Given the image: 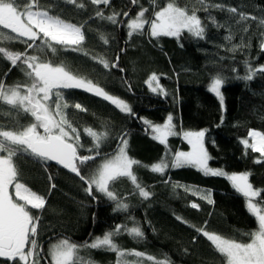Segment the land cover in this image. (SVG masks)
<instances>
[{
  "label": "trees",
  "instance_id": "trees-1",
  "mask_svg": "<svg viewBox=\"0 0 264 264\" xmlns=\"http://www.w3.org/2000/svg\"><path fill=\"white\" fill-rule=\"evenodd\" d=\"M167 2L169 0H156L157 7L154 8L151 0H139L133 6L130 0H110L107 6L93 5L91 0H76L75 3L67 0H18L21 11L25 4H33L37 11H47L67 23L83 26L85 34L80 52L65 51L57 46L55 55L35 48L28 49L27 55H38L42 60L55 64L63 62L74 74L92 80L109 94L123 99L136 114L120 113L109 102L82 90H64L69 104L80 103L86 109L79 111L70 107L65 110L80 133L83 146L78 149L80 155L95 154L89 151L93 143L84 129L109 133L101 145V157L81 166L82 174L88 177L103 158L115 153L117 149L113 150L121 134L127 133V153L141 162L133 166V172L141 185L153 194L144 200L128 178H120L110 185V190L122 202L129 204V209L114 213L113 202L99 193L93 199L85 193L84 182L75 175L52 162H36L27 155L16 157L14 162L19 170V182L46 200L44 209L31 210L34 216L41 217L36 237L40 264H45V261L51 264L47 246L55 240L67 238L82 246L97 236L102 237L105 232L114 231L117 224L133 227V219L142 228L144 238H135L123 230L115 237V243L127 253L121 257V264H157V261L164 260L169 264H225L224 258L196 229L247 242L244 234L257 228L256 220L246 210L245 198L236 193L225 178L206 177L191 167L169 168L163 176L152 173L150 166L162 159L165 148L151 139L150 133L146 134L138 117L163 123L171 113L178 132L181 129L207 130L205 142L212 157L210 167L222 168L228 173L249 172L250 183L254 189L260 190L255 202L264 207V162L256 163L260 154L246 150L240 142L248 137L249 130L264 133V73H257L250 82L236 79L246 75L245 61L252 68L264 65V50L260 47L264 41V25L260 24L264 19V0H203V4H220L225 9L209 8L208 11L202 10V0H175L177 6L189 12L197 10L206 27L205 39L194 38L186 32L179 40L168 37L153 39L147 26L143 34L128 38L127 19L146 8L145 19L150 20L153 11ZM80 4L84 7H79ZM232 7L237 9L236 13L226 10ZM98 11L104 16L119 13L117 25L97 17ZM124 12L129 16L124 18ZM240 14L247 19L240 20ZM210 17H215L222 27H215ZM4 31L6 34L0 36V47L8 52L25 53L26 44L13 39L16 34L10 30ZM228 35L232 37L230 41L225 39ZM101 37L108 43L105 44ZM36 44L39 45L40 41ZM233 46L239 47L231 51ZM117 55L118 67L112 68ZM94 56L97 60L92 59ZM99 58L109 62V69L98 63ZM153 73L169 93L167 98L148 90L145 81ZM217 75L225 79L221 89L225 98L223 112L218 99L208 91L211 78ZM0 81L6 86L30 83L21 67H12L3 53H0ZM10 108L0 102L3 130H15L12 127L14 119L25 126L32 122L29 115H17L15 111L10 112ZM168 145L173 154L177 149L187 147L179 136L169 138ZM49 176L53 179L49 180ZM166 180L169 183L166 184ZM177 182L193 190H211L214 203L209 205L206 200L183 188L174 190L173 184ZM191 203H197L199 209L191 208ZM176 216L182 217L184 222L178 221ZM193 237H196L195 241ZM134 252L144 255L135 256ZM149 256L153 259L149 260ZM86 261L117 264V257L107 250L81 247L77 264H85ZM0 264L13 262L0 258Z\"/></svg>",
  "mask_w": 264,
  "mask_h": 264
},
{
  "label": "snow or ice",
  "instance_id": "snow-or-ice-1",
  "mask_svg": "<svg viewBox=\"0 0 264 264\" xmlns=\"http://www.w3.org/2000/svg\"><path fill=\"white\" fill-rule=\"evenodd\" d=\"M69 3H75L76 0H67ZM135 5L139 0H131ZM93 5H109L110 0H91ZM152 5L157 7L156 0H151ZM83 8L84 5L80 4ZM33 4H25L23 10H20L18 0H0V28L10 30L16 34L13 39L21 40L26 44L25 53L8 52L0 47V53H3L7 61H10L12 67H21V70L29 78L30 83L26 86L15 85L6 86L0 81V102L11 106L10 112L15 111L17 115L23 113L32 118L28 125H21L19 120L12 121V127L15 130H3L0 125V258H5L13 264H40V252L37 251V234L40 216H34L31 210H42L45 208L46 200L38 195L25 184L19 182V170L14 159L21 155H27L36 162L44 163L55 162L58 166L69 170L75 174L84 184L86 194L96 199V193L102 194L109 202H113L115 207L113 212H127L129 204L122 202L117 198L114 191L110 190V185L120 178H128L135 189L138 190L139 197L147 200L153 194L145 189L138 181V177L133 172L134 165H140L141 162L130 157L127 153L128 139L127 133L120 136L117 150L114 155L103 158L102 162L90 173L88 177L82 174L81 166L95 161L101 157V145L108 137L109 133L97 132L91 128L84 129L86 135L91 137L93 147L89 151L94 155H80L78 149L83 146L80 144V133L68 119L66 109L74 107L79 111H86L80 103L69 104L65 99L64 90H82L96 97L109 102L120 113L136 116L132 107L123 99L109 94L103 87L98 86L92 80L74 74L68 67L61 62L55 64L52 61H44L38 55H27L28 49H36L39 52L45 50L55 55L58 51L57 46L65 51L80 52L81 45L85 41V34L82 31L83 26L67 23L59 17L50 15L47 11H33ZM209 8L225 10L220 4H203L202 10L208 11ZM230 13H236L237 9L227 8ZM148 11L142 8L136 14L134 19L127 21L126 35L130 39L134 34H143L146 25L149 26L150 37L155 39L159 37H168L180 39L182 33H188L194 38L205 39L206 27L197 15V10L191 12L184 7H179L175 0H169L163 7L153 11V18L145 19V13ZM119 13L113 12L104 16L103 12L98 11L97 17L105 19L113 25H117ZM124 17L129 13L124 12ZM212 24L219 28L215 17H210ZM247 17L240 14V20ZM264 25V19L260 20ZM247 31V29H245ZM105 44L107 39L101 37ZM226 40H231V35L225 36ZM40 41L37 45L36 42ZM31 41V43H29ZM233 46L231 51H236ZM261 50H264V41L260 44ZM124 51V49H121ZM87 55V52L84 53ZM97 60V57H92ZM119 56L112 68L118 67ZM19 62V63H18ZM98 63L104 69H109L110 65L106 59L99 58ZM246 75L237 76L236 79L250 82L257 73H264V65L258 68H252L248 61H245ZM123 71V69H120ZM235 72L236 70L233 69ZM127 84V81H125ZM150 92L162 98H167L169 93L160 84V78L151 74L145 81ZM225 79L217 75L211 78L208 91L218 99L221 110L225 107V98L222 94V85ZM128 91L131 92V85L128 84ZM145 126L146 134L150 133V138L165 148V154L162 159L150 166V171L163 176L166 169H181L191 167L202 173L206 177L225 178L235 190L246 200V210L254 217L257 222V228L251 232L245 233L247 242H240L236 239H228L223 236L197 228L196 231L203 235L214 247L225 261V264H264V207H260L254 202L260 194V190L254 189L250 183L249 172L228 173L222 168H212L209 161L212 159L206 148L207 130H183L177 131L174 117L169 113L163 123H154L151 120L138 117ZM223 119V117L221 118ZM179 136L189 145V151L176 150L174 154L168 145L171 137ZM248 139L241 140L244 148L251 149L254 153H259L256 163L264 162V133L256 130H249ZM53 177L49 176V180ZM166 184L169 181H164ZM15 191V199L9 192V187ZM55 188V184H52ZM183 188L186 192H192L201 200L211 205L214 203L211 190H193L190 186L173 184V189ZM193 209H199L197 203H191ZM178 221L184 222L180 216L175 217ZM206 223V222H205ZM133 227L117 224L114 231H108L102 237L97 236L91 243L77 245L70 242L67 238L60 239L57 243L51 245L49 255L51 264H77V254L81 247H87L94 250H107L115 253L117 264H121V257L126 255L120 246L115 243V237L121 234L123 230L126 234L135 238L143 239L144 232L139 224L133 219ZM196 237H193L195 241ZM30 245V247H29ZM135 256H143V253L134 252ZM149 260L153 258L148 257ZM47 264V261H45ZM85 264H92L86 261ZM157 264H169L167 260L157 261Z\"/></svg>",
  "mask_w": 264,
  "mask_h": 264
},
{
  "label": "rangeland",
  "instance_id": "rangeland-1",
  "mask_svg": "<svg viewBox=\"0 0 264 264\" xmlns=\"http://www.w3.org/2000/svg\"><path fill=\"white\" fill-rule=\"evenodd\" d=\"M33 11H37L36 9H33ZM141 11V10H140ZM139 12V11H138ZM137 12V13H138ZM136 13V14H137ZM136 17V15L133 17V18H131V19H134ZM127 20H129V19H127ZM147 26V28L149 29V26L148 25H146ZM6 34V32L4 31V29H2V28H0V36H2V35H5ZM147 86V85H146ZM10 87V86H9ZM22 88H23V86H22ZM147 88H148V86H147ZM148 90H149V88H148ZM150 91V90H149ZM222 111V110H221ZM223 112V111H222ZM162 124V123H161ZM199 130H205V129H198V130H192V131H199ZM245 139H248L249 140V143H251V138H249V137H247V138H245ZM181 140L182 141H184L182 138H181ZM244 140V139H243ZM185 143H186V141H184ZM241 142V141H240ZM186 145H187V147L185 148V149H177V150H181V151H189V145L186 143ZM115 153H113L112 155H114ZM109 156H111V155H109ZM109 156H107V157H109ZM102 162V161H101ZM100 162V163H101ZM230 173H232V172H230ZM236 173H239V172H236ZM9 192L13 195V198L15 199V191H14V188L13 187H9ZM246 201V200H245ZM254 202H255V198H254ZM61 239H64V238H61ZM95 239V238H94ZM93 239V240H94ZM60 239H58V240H55V241H53V242H51L47 247H48V253H49V250H50V247H51V245L52 244H54V243H57L58 241H59ZM71 242V241H70ZM91 243V242H90ZM50 256V255H49ZM51 258V257H50Z\"/></svg>",
  "mask_w": 264,
  "mask_h": 264
},
{
  "label": "water",
  "instance_id": "water-1",
  "mask_svg": "<svg viewBox=\"0 0 264 264\" xmlns=\"http://www.w3.org/2000/svg\"><path fill=\"white\" fill-rule=\"evenodd\" d=\"M131 1V0H130ZM132 6H133V4H132ZM124 18H126V17H124ZM119 143V142H118ZM118 145V144H117ZM117 145H116V148L113 150V151H115L116 149H117ZM112 151V152H113ZM55 166H58L55 162H52ZM58 167H60V168H62L63 169V171L65 170L66 172H69L70 173V171L69 170H66V169H64L62 166H58ZM72 174V173H71ZM73 175H75V174H73ZM76 176V175H75ZM77 177V176H76Z\"/></svg>",
  "mask_w": 264,
  "mask_h": 264
},
{
  "label": "crops",
  "instance_id": "crops-1",
  "mask_svg": "<svg viewBox=\"0 0 264 264\" xmlns=\"http://www.w3.org/2000/svg\"><path fill=\"white\" fill-rule=\"evenodd\" d=\"M33 10V9H32Z\"/></svg>",
  "mask_w": 264,
  "mask_h": 264
}]
</instances>
